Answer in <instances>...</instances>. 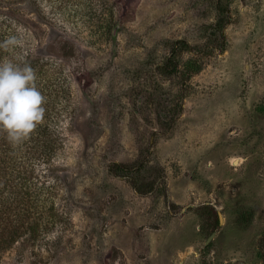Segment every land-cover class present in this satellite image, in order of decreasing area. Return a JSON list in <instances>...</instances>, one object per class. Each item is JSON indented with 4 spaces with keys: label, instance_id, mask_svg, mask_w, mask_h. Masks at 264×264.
<instances>
[{
    "label": "rangeland",
    "instance_id": "374dc122",
    "mask_svg": "<svg viewBox=\"0 0 264 264\" xmlns=\"http://www.w3.org/2000/svg\"><path fill=\"white\" fill-rule=\"evenodd\" d=\"M0 35L46 98L0 264H264V0H0Z\"/></svg>",
    "mask_w": 264,
    "mask_h": 264
},
{
    "label": "clouds",
    "instance_id": "9594fccd",
    "mask_svg": "<svg viewBox=\"0 0 264 264\" xmlns=\"http://www.w3.org/2000/svg\"><path fill=\"white\" fill-rule=\"evenodd\" d=\"M18 43L16 37H10L0 47ZM36 80L31 64L25 62L21 66L8 58L0 60V131L7 134L13 147L29 139L44 122L46 98Z\"/></svg>",
    "mask_w": 264,
    "mask_h": 264
},
{
    "label": "trees",
    "instance_id": "16d2710c",
    "mask_svg": "<svg viewBox=\"0 0 264 264\" xmlns=\"http://www.w3.org/2000/svg\"><path fill=\"white\" fill-rule=\"evenodd\" d=\"M4 42L2 36L0 35V43ZM45 132V131H44ZM53 132V131H52ZM44 133L45 136H36L32 142L33 146L29 147V150L35 152V156L38 159L46 158L52 152V141L54 133ZM36 132L31 135L34 136ZM38 135V133H37ZM26 142L23 144H18L13 147L7 140V134L0 131V242L10 243L20 236L18 230L16 229L17 223L24 222L23 214H20L16 209L15 204V165L17 152L26 150ZM36 159V158H35ZM129 170H134L131 166L112 163L109 165V171L115 174L119 172H127ZM138 191L143 192L140 188ZM148 191V190H147ZM151 191V190H149Z\"/></svg>",
    "mask_w": 264,
    "mask_h": 264
},
{
    "label": "water",
    "instance_id": "95a60500",
    "mask_svg": "<svg viewBox=\"0 0 264 264\" xmlns=\"http://www.w3.org/2000/svg\"><path fill=\"white\" fill-rule=\"evenodd\" d=\"M221 219V218H220Z\"/></svg>",
    "mask_w": 264,
    "mask_h": 264
}]
</instances>
